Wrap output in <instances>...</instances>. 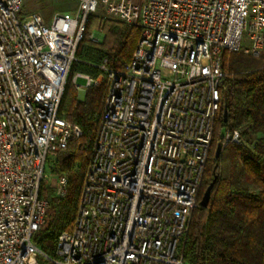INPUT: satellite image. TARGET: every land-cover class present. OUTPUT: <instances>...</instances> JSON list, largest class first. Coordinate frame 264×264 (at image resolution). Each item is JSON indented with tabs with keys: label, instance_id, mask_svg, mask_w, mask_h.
Wrapping results in <instances>:
<instances>
[{
	"label": "built area",
	"instance_id": "obj_1",
	"mask_svg": "<svg viewBox=\"0 0 264 264\" xmlns=\"http://www.w3.org/2000/svg\"><path fill=\"white\" fill-rule=\"evenodd\" d=\"M99 10L141 33L121 68L105 60L96 78L73 77L105 89L77 214L51 257L36 240L43 187L67 193L54 158L83 128L60 103ZM225 51L264 57V0H78L49 22L24 0H0V264H191L180 242L200 205ZM241 142L234 129L221 144Z\"/></svg>",
	"mask_w": 264,
	"mask_h": 264
},
{
	"label": "trees",
	"instance_id": "obj_2",
	"mask_svg": "<svg viewBox=\"0 0 264 264\" xmlns=\"http://www.w3.org/2000/svg\"><path fill=\"white\" fill-rule=\"evenodd\" d=\"M95 29L103 33L99 42L90 37ZM140 33L137 24L92 14L78 45L60 115L81 125L83 133L71 137L67 147L58 153V168L68 173L67 193L55 196L44 185L49 207L45 223L36 235L38 244L51 257L59 234L74 223L82 191V170L90 157L102 110L104 83L88 86L80 99L73 77L82 72L96 78L102 73L98 65L105 60L110 67L121 68L130 61ZM222 68L220 105L197 200L200 202L211 182L213 187L208 205L193 210L180 250L191 264H264V60L225 51ZM245 120L262 136L253 141L255 136L241 129ZM223 126L239 129L243 142L222 146L220 156L216 157L213 148L220 141ZM77 161L82 166L79 171L73 170ZM253 186L259 189L255 191ZM42 264L54 262L43 259Z\"/></svg>",
	"mask_w": 264,
	"mask_h": 264
},
{
	"label": "rangeland",
	"instance_id": "obj_3",
	"mask_svg": "<svg viewBox=\"0 0 264 264\" xmlns=\"http://www.w3.org/2000/svg\"><path fill=\"white\" fill-rule=\"evenodd\" d=\"M77 5H78V0H24V10L27 11V12H31V11H37L39 13L42 14V16L44 17V19L49 22L51 20V18L53 17L54 14H56L57 12H74L77 8ZM95 15H98V16H103V17H110L112 19H115V20H120L118 18H116L115 16L113 15H110L108 12L104 11V10H99ZM122 21V20H121ZM90 37L96 41H101L102 38H103V33L101 31H98V30H92V32L90 33ZM238 53H241L242 55H244L245 57L247 58H253L254 60H260V61H263L264 60V57H252L248 54H245L243 52H238ZM77 74V73H76ZM75 74V75H76ZM91 76V75H90ZM92 77V76H91ZM78 82L80 84H82L81 86H78L76 87L77 90H78V97L80 99L84 98L85 94H86V89L88 88V86H85V83H86V79L84 78H78ZM101 82L104 83V80H102ZM93 85V83L91 84ZM90 85V86H91ZM104 89H105V84L103 85V90H102V94H101V102H102V95H103V92H104ZM241 129L243 130H246L248 131L250 134L254 135V139L253 141H255L257 138L261 137L262 134L261 133H255L252 128H251V124H250V121L249 120H245L242 125H241ZM239 130V129H238ZM230 132L232 130L228 129L226 126H223L221 132H220V141L219 143H222V138H223V134L225 132ZM218 144V143H217ZM217 144L216 146L213 148L214 149V153H215V150H216V147H217ZM229 144H232V143H228L226 145H229ZM225 145V146H226ZM224 146V145H223ZM252 147V146H251ZM92 149V148H91ZM91 153H92V150L90 152V157H91ZM57 156L58 154L55 156L54 160V169L53 170V173L61 171L59 168H58V163H57ZM90 157L88 159V162H87V165L86 167L82 170L83 172V178H84V173L86 171V168L88 166V163H89V160H90ZM82 169V166H81V162L77 161L74 163L73 165V170H81ZM68 174V173H67ZM54 177V176H53ZM50 181H46L45 182V185L46 186H49L50 187V190H51V193H53V195L55 196H58L53 190H52V187L50 186ZM253 190L257 191L259 189V187L257 186H253L252 187ZM192 216H193V212L191 214V218H190V221H189V224L191 222V219H192ZM189 227V226H188Z\"/></svg>",
	"mask_w": 264,
	"mask_h": 264
},
{
	"label": "water",
	"instance_id": "obj_4",
	"mask_svg": "<svg viewBox=\"0 0 264 264\" xmlns=\"http://www.w3.org/2000/svg\"><path fill=\"white\" fill-rule=\"evenodd\" d=\"M225 120H227V116H226V111H225ZM221 149H222V144L218 143L216 150H215V156L219 157L221 154ZM213 187V182H211L208 187L206 188V190L204 191L202 198L199 202L200 206L206 207L209 203V199H210V195H211V190Z\"/></svg>",
	"mask_w": 264,
	"mask_h": 264
},
{
	"label": "crops",
	"instance_id": "obj_5",
	"mask_svg": "<svg viewBox=\"0 0 264 264\" xmlns=\"http://www.w3.org/2000/svg\"><path fill=\"white\" fill-rule=\"evenodd\" d=\"M85 79V78H84Z\"/></svg>",
	"mask_w": 264,
	"mask_h": 264
}]
</instances>
